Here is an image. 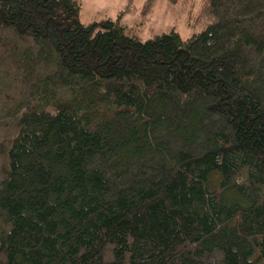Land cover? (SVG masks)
<instances>
[{"label":"trees","instance_id":"obj_1","mask_svg":"<svg viewBox=\"0 0 264 264\" xmlns=\"http://www.w3.org/2000/svg\"><path fill=\"white\" fill-rule=\"evenodd\" d=\"M80 12L0 0V264H264V0Z\"/></svg>","mask_w":264,"mask_h":264},{"label":"rangeland","instance_id":"obj_2","mask_svg":"<svg viewBox=\"0 0 264 264\" xmlns=\"http://www.w3.org/2000/svg\"><path fill=\"white\" fill-rule=\"evenodd\" d=\"M81 6L79 21L121 20L142 41L155 36L178 33L186 40L202 30L198 21L203 0H77Z\"/></svg>","mask_w":264,"mask_h":264}]
</instances>
